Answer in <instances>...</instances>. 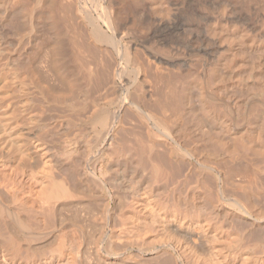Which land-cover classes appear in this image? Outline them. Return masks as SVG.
Returning <instances> with one entry per match:
<instances>
[{"label": "bare ground", "instance_id": "1", "mask_svg": "<svg viewBox=\"0 0 264 264\" xmlns=\"http://www.w3.org/2000/svg\"><path fill=\"white\" fill-rule=\"evenodd\" d=\"M95 5L0 0V264H264V0Z\"/></svg>", "mask_w": 264, "mask_h": 264}, {"label": "rangeland", "instance_id": "2", "mask_svg": "<svg viewBox=\"0 0 264 264\" xmlns=\"http://www.w3.org/2000/svg\"><path fill=\"white\" fill-rule=\"evenodd\" d=\"M97 2H98V0H96ZM96 1L95 0H86V6H87V9L89 10V11H92V13L93 14H95V13H97L98 11H99V6L97 5H95L96 4ZM27 3H28V6H30V4H31V1H27ZM90 3V4H89ZM94 4V5H93ZM98 4V3H97ZM96 8L97 10L95 11L94 9ZM95 12V13H94Z\"/></svg>", "mask_w": 264, "mask_h": 264}]
</instances>
